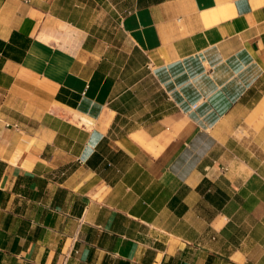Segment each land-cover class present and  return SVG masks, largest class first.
<instances>
[{"label": "crops", "instance_id": "1", "mask_svg": "<svg viewBox=\"0 0 264 264\" xmlns=\"http://www.w3.org/2000/svg\"><path fill=\"white\" fill-rule=\"evenodd\" d=\"M0 264H264V0H0Z\"/></svg>", "mask_w": 264, "mask_h": 264}, {"label": "bare ground", "instance_id": "2", "mask_svg": "<svg viewBox=\"0 0 264 264\" xmlns=\"http://www.w3.org/2000/svg\"><path fill=\"white\" fill-rule=\"evenodd\" d=\"M185 16H182L181 18H184Z\"/></svg>", "mask_w": 264, "mask_h": 264}]
</instances>
